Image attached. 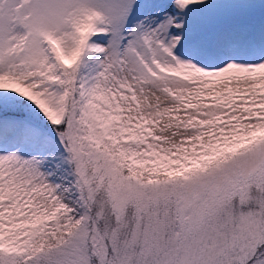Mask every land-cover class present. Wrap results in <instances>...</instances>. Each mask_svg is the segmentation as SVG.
Masks as SVG:
<instances>
[{"label": "snow or ice", "instance_id": "obj_1", "mask_svg": "<svg viewBox=\"0 0 264 264\" xmlns=\"http://www.w3.org/2000/svg\"><path fill=\"white\" fill-rule=\"evenodd\" d=\"M0 264H264V0H0Z\"/></svg>", "mask_w": 264, "mask_h": 264}]
</instances>
